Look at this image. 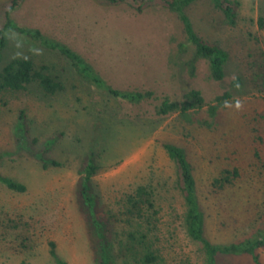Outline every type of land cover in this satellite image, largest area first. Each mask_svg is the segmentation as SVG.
Segmentation results:
<instances>
[{
	"label": "rangeland",
	"instance_id": "obj_1",
	"mask_svg": "<svg viewBox=\"0 0 264 264\" xmlns=\"http://www.w3.org/2000/svg\"><path fill=\"white\" fill-rule=\"evenodd\" d=\"M233 1L241 3L236 25L206 0L187 10L197 33L229 55L221 82L212 79L205 60L194 70L188 66L193 56L181 49L183 25L161 3L138 12L104 0H27L13 13L20 27L66 45L115 89L151 91L176 102L197 90L205 107L190 119L157 117L153 105L114 100L83 81L61 54L8 32L0 75L12 61L29 59L64 91L48 98L32 85L0 98V175L27 187L17 193L0 183V264H56L51 243L67 264H95L94 238L77 202L79 170L90 154L99 168L92 190L121 220L112 248L117 264H135L125 246L123 214L139 187L154 193L159 215L150 243L161 264H204L200 246L187 234L177 165L163 143L188 151L213 244H237L264 232V0ZM10 2L0 0V29ZM21 112L30 139L40 141L35 148L26 142L24 151L15 142ZM50 139L57 144L49 156L61 167L44 169L29 152L42 150ZM227 171L230 182L218 184ZM259 255L264 264V247ZM219 264L255 262L243 255L222 257Z\"/></svg>",
	"mask_w": 264,
	"mask_h": 264
},
{
	"label": "trees",
	"instance_id": "obj_2",
	"mask_svg": "<svg viewBox=\"0 0 264 264\" xmlns=\"http://www.w3.org/2000/svg\"><path fill=\"white\" fill-rule=\"evenodd\" d=\"M27 0H11L6 9V22L0 29V62L2 50L7 46V33L17 31L21 35L39 43L44 49L56 52L64 56L72 65L79 77L98 90L103 91L114 100L122 103L141 106L153 105V111L157 117H168L179 114L185 119H190L192 113L200 111L205 107V100L200 91L192 90L187 93L180 102L169 98H158L151 91H122L115 89L100 75L95 68L82 56L74 52L64 44L49 39L40 30L20 27L12 18L20 6ZM107 4L128 5L138 12L151 7L153 4L161 3L170 12L176 14L181 21L186 42L181 45L185 53H192L193 59L188 66L193 70L198 60H205L209 64L212 79L221 82L226 76V67L229 63V55L220 47L210 43L201 37L188 15L187 10L194 3L202 0H104ZM211 2L226 17L230 25H236L241 8L239 1L233 0H206ZM32 85H37L45 97H55L64 91V86L51 75L36 69L35 64L29 59H16L9 63L0 75V98L8 94L26 91ZM228 96L218 101L227 99ZM216 107H212L215 113ZM31 130L28 118L24 112L19 114L18 124L15 131V142L20 151L27 150L25 143L35 148L40 141L30 139ZM57 144L56 139H50L45 147L37 152H29L44 167H61V164L49 156ZM164 150L177 165L178 185L186 207L185 226L190 239L200 246L204 257V264H219L222 257L251 256L255 264H262L259 255L260 248L264 247V232L246 239L237 244L215 245L206 235V217L198 193V184L194 167L190 161L188 151L175 144L163 143ZM29 151V150H28ZM95 155L90 154L83 160L79 170V182L77 189V202L89 232L94 238L92 251L95 264H117L112 255L114 238L118 235V224L121 220L116 214L110 213L101 205L99 198L92 190V182L99 168L96 165ZM227 177L219 183L230 182L232 173L225 172ZM234 175H239L238 171ZM0 183L11 191L17 193L27 192V187L9 177L0 175ZM123 214L127 217L128 229L124 234L127 238L126 250L132 255L135 264H161L163 259L159 252L154 250L150 243V236L156 228L155 223L159 215L154 193L146 187H139L136 192L128 197ZM50 254L56 264H67L57 252L55 243L50 244ZM26 264V263H24Z\"/></svg>",
	"mask_w": 264,
	"mask_h": 264
}]
</instances>
